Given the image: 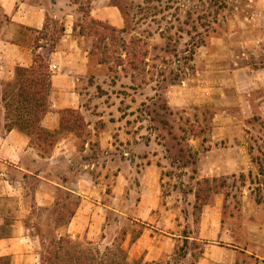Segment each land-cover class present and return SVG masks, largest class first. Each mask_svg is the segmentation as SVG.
<instances>
[{
  "label": "rangeland",
  "instance_id": "374dc122",
  "mask_svg": "<svg viewBox=\"0 0 264 264\" xmlns=\"http://www.w3.org/2000/svg\"><path fill=\"white\" fill-rule=\"evenodd\" d=\"M43 1L48 9L43 29L15 30L28 37L25 41L29 43L24 45L32 50L33 58L41 54L49 59L53 74L58 59L52 54L67 30L82 51L89 53L88 73L81 72L77 83L85 109L76 111L84 123L72 129L81 138L80 148L91 138L87 132H93L85 117L94 118L96 129L107 125L117 135L123 133L117 140L120 145L104 149L95 139L85 154L92 163L99 162L93 175L105 176L101 194L95 195L96 213L103 223L102 229H95L93 239L75 240L92 242L91 250L100 255L113 250L111 259L118 264H197L206 241L200 237L199 213L194 206L198 183L207 178H201L199 172L196 137L209 133L213 113L172 105L170 91L192 78L197 62L206 59L204 53L219 46L223 66H264V0H225L223 9L215 5L221 0ZM6 23L9 19L0 16V35ZM243 51L249 55L243 57ZM49 102L51 106V97ZM158 105L167 107L165 112L158 111L161 116L155 112ZM99 116L106 117V124L98 121ZM263 131L255 125L252 149L261 150ZM148 153L154 154L148 160L154 161L153 168L145 166ZM252 158L253 170L208 177L217 178L221 185L207 193L210 200L202 209L208 213L209 237L215 221L212 212L219 211L225 217L232 215L241 229L237 245L244 247L251 241L243 228V212L252 209L248 199L264 202V155L256 152ZM119 173L123 175L120 180L116 178ZM57 197L58 207L40 212V220L35 222L37 232L47 235L49 242L54 239L53 225L66 223L80 203L77 195L65 191H59ZM163 232L170 243L165 257L152 262L133 259L129 246L134 241L144 233ZM258 239L264 242L262 237ZM118 246L123 254L117 252ZM183 251L188 253L186 257ZM236 259L238 264H264V250L239 251Z\"/></svg>",
  "mask_w": 264,
  "mask_h": 264
},
{
  "label": "crops",
  "instance_id": "0c3cea01",
  "mask_svg": "<svg viewBox=\"0 0 264 264\" xmlns=\"http://www.w3.org/2000/svg\"><path fill=\"white\" fill-rule=\"evenodd\" d=\"M47 12L43 0H0V16L9 19L3 30L5 37H2L3 31L0 35V264H44L49 238L37 232L35 222H39L40 212H51L58 207L59 191L77 195L80 203L69 221L53 225V237L93 239L95 229H102L103 218L96 213L95 195L101 194L105 176L93 175V167L99 162L92 163L85 154L95 139L107 149L120 145L117 140L123 136L122 132L119 135L112 132L107 125L96 129L94 118L85 117L87 128L93 132H87V138H91L83 143L82 149L80 136L67 131L61 134L51 153L43 156L31 145L29 136L18 129H7L3 85L15 78L17 67L33 64L32 50L24 45L29 43L25 41L28 37L15 28L42 30ZM71 32L74 33L72 29ZM66 33L52 54L58 62L52 67L55 71L50 93L51 111L42 121V126L51 132L59 130L60 110L85 109L77 83L81 72L88 73L91 58L89 53L82 51L79 41L71 37L70 30ZM218 49L205 52L206 59L197 62L195 75L170 91L172 105L213 113L209 133L196 137L201 178L245 173L255 168L252 157L256 152L264 155V131L259 139L263 144L261 150L250 147L255 125L259 124L264 130V66L254 68L238 63L223 66L220 63L222 52ZM247 55L248 52H242L243 57ZM98 121L106 124L107 119L99 116ZM153 156L148 153L145 166L154 167V161L148 162ZM116 178L120 180L123 175L119 173ZM248 201L252 209L243 212V228H247L252 238L244 247L236 244L241 229L232 215L225 217L222 212H212L215 221L212 237H209L208 213L201 214L200 237L206 243L197 264H238L237 252L264 250V242L258 239H264V202ZM149 233H144L129 246L133 259L152 262L170 251V243L165 241L166 232L162 235Z\"/></svg>",
  "mask_w": 264,
  "mask_h": 264
},
{
  "label": "trees",
  "instance_id": "16d2710c",
  "mask_svg": "<svg viewBox=\"0 0 264 264\" xmlns=\"http://www.w3.org/2000/svg\"><path fill=\"white\" fill-rule=\"evenodd\" d=\"M74 1L77 4L79 0ZM215 5L218 9H223L226 7V2L221 0ZM95 22L96 20H93V23ZM37 47L41 48L42 46ZM52 76L49 59L41 54H35L30 67H17L15 78L3 85L2 101L6 110L7 129H18L25 133L29 136L31 145L37 148L43 156L51 153L62 131L81 127L84 123V119L78 111L68 109L59 112L62 114L59 130L51 132L42 126L44 117L51 111L49 97ZM166 108L163 105H158L155 112L161 116L158 111L165 112ZM163 123L167 124L165 121ZM218 186L221 185L217 178H207L198 183L194 208L195 212L199 213V219L203 207L210 200L207 193L212 192ZM62 224L64 223H58V225ZM92 245V242L77 241L69 236L54 238L50 240L46 249L44 264H110L111 262L118 264L116 260L111 259L113 250L110 249L100 255L91 250ZM117 252L124 253L122 246L117 247ZM187 254L186 251H183L184 257Z\"/></svg>",
  "mask_w": 264,
  "mask_h": 264
}]
</instances>
